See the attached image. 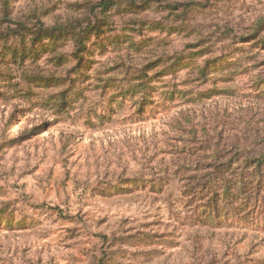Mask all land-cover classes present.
I'll return each instance as SVG.
<instances>
[{"label": "rangeland", "instance_id": "obj_1", "mask_svg": "<svg viewBox=\"0 0 264 264\" xmlns=\"http://www.w3.org/2000/svg\"><path fill=\"white\" fill-rule=\"evenodd\" d=\"M103 1L0 0V264H195L185 253L193 243L202 264L212 252L223 260L225 241L208 250L204 217L182 184L151 177L172 160L171 126L184 110L159 94L186 80L196 62L212 68L198 89L239 75L243 94H254L252 73L264 77V35L246 44L230 32L264 24V0H111L119 7L110 15L91 13ZM83 36L89 75L62 71L72 92L60 112L53 97L61 90L34 80L73 59ZM121 61L128 65L108 76L111 89L98 97L94 69L103 63L106 80ZM142 81L152 82L146 91L155 102L143 114L130 105L122 111L113 94ZM116 109L111 120L104 115ZM256 222L227 225L264 237V212ZM196 229L200 236L190 233Z\"/></svg>", "mask_w": 264, "mask_h": 264}, {"label": "trees", "instance_id": "obj_2", "mask_svg": "<svg viewBox=\"0 0 264 264\" xmlns=\"http://www.w3.org/2000/svg\"><path fill=\"white\" fill-rule=\"evenodd\" d=\"M195 4L188 2L185 5L190 7L196 6ZM115 7H119L117 2L104 0L100 5L94 6L91 13L98 11L96 15H108ZM97 29L99 33L102 32V29ZM83 33L85 35V32ZM230 33L248 44L264 35V24L260 20L253 27L251 34H237L234 30ZM205 39L201 40L202 50L205 48ZM77 42L76 51L72 54L73 59L57 60L53 65L55 70H51L52 67L50 70L41 69L39 76L34 80L46 90L53 89V86L57 91L61 90V97H53L59 98L53 107H58L60 112L66 111L72 92V84L69 82L67 86L66 80L61 78L62 71L71 73L74 78L77 73L89 75L85 63L84 36L78 38ZM112 64L115 70L105 71L106 80L103 79V63L99 64L98 70L94 69L95 87L99 89L98 92H104L98 93L97 96L103 99L107 97L106 93L113 83L108 80V76L116 75L128 65L123 61L120 64ZM229 65L230 70L234 71L240 63L236 61ZM130 67H127L128 71H131ZM211 69L207 62L203 65L196 62L192 64L193 71L186 80H180V84L175 85L170 92L159 94L169 103L180 102L184 112L180 113L171 126L175 135L169 139V143L167 142L166 154L172 156V160L160 164L162 172H156L158 169H154L151 177L155 182L163 181L164 184H169L178 180L182 184L181 195L189 201V206H195L198 216L204 217L201 222L203 227L208 229L205 230L209 237L206 239L208 250L217 238L221 243L225 241V248H221L223 260L212 252L210 260L205 264H264V237L239 233L227 225L232 218H240L248 223L256 222L264 212V77L260 73H252L250 89L254 94L249 96L243 94L242 83L238 81L239 75L224 78L223 87L215 85L213 90L204 92L198 88L207 85L206 82L212 76ZM57 71H60V78L56 75ZM150 83L152 84L150 81H142L135 86L130 84L131 89L116 91L113 96L116 103L119 102V108L122 110L130 105L135 106L141 114L145 113L146 108L155 102V95H149L146 91ZM90 86L91 79L88 89ZM219 100L229 104L221 107ZM104 115L111 120L113 115H118V111L109 110ZM190 233L200 236L199 229ZM197 245H186V257L195 264H202L204 258L196 249Z\"/></svg>", "mask_w": 264, "mask_h": 264}]
</instances>
